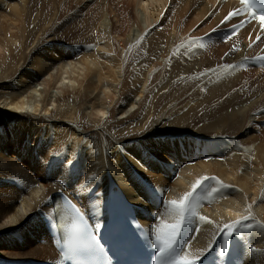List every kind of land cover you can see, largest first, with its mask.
I'll return each instance as SVG.
<instances>
[{"label": "bare ground", "instance_id": "bare-ground-1", "mask_svg": "<svg viewBox=\"0 0 264 264\" xmlns=\"http://www.w3.org/2000/svg\"><path fill=\"white\" fill-rule=\"evenodd\" d=\"M134 1L135 14L129 0H0V260L45 259L50 251L33 240L48 194L63 181L67 196L100 185L103 204L110 175L142 210L138 181L172 201L215 177L228 187L199 210L207 220L198 219L186 259L203 257L216 236L226 249L223 225L250 216L253 228L232 237L250 244L243 264H264V73L248 83L233 68L239 52L179 46L218 22L214 0ZM163 5L159 22L172 30L189 11V26H202L152 32ZM183 151L207 155L173 180L167 167ZM71 162L76 179L67 176ZM166 213L159 225L174 222Z\"/></svg>", "mask_w": 264, "mask_h": 264}, {"label": "snow or ice", "instance_id": "snow-or-ice-1", "mask_svg": "<svg viewBox=\"0 0 264 264\" xmlns=\"http://www.w3.org/2000/svg\"><path fill=\"white\" fill-rule=\"evenodd\" d=\"M240 14L238 10L235 13H230L228 18H231L232 15ZM261 25L264 27V20L261 21ZM230 38L231 36L224 39ZM201 39L210 40L212 37L209 34L208 37ZM261 59L264 60V58ZM210 181H215L216 186L211 187L209 190L208 182ZM226 187L228 186L217 181L215 177H201L195 181L191 190L186 192L179 200L167 201L165 203L166 214L174 222L154 226L155 239L152 246L157 249L154 256V264H193L192 261L186 259V256L189 254L184 252V248L189 242L190 233L195 231L192 225L194 218L197 217L198 205L205 196L212 197L213 193H219ZM68 208L73 214L72 225L69 229L70 242L76 245L82 240L94 241L95 237L89 231L85 212L71 201L68 202ZM198 219L199 221L207 220L203 215H200ZM250 219V216H245L242 221H237L233 224H224L221 229V234L224 237L225 244L228 238L232 237L235 232L241 229H252L253 224L250 222L246 223Z\"/></svg>", "mask_w": 264, "mask_h": 264}, {"label": "rangeland", "instance_id": "rangeland-1", "mask_svg": "<svg viewBox=\"0 0 264 264\" xmlns=\"http://www.w3.org/2000/svg\"><path fill=\"white\" fill-rule=\"evenodd\" d=\"M143 1V4H145V2H146V0H142ZM93 2V1H92ZM153 3L152 2H150L149 3V5H148V7H151V6H153L152 5ZM128 5H129V7H130V11L132 12V14H135L136 13V11H137V9L138 10H140L139 9V7L135 4V1L133 0H129V3H128ZM164 6V7H163ZM162 7H161V11L158 13V17H157V19L160 17L161 18V16H162V13L164 12V10H165V7H166V5H163ZM116 10V13H118V9H115ZM134 10V11H133ZM149 10V12H150V14H151V16L153 17V14L151 13V10L150 9H148ZM141 11V10H140ZM143 12V11H142ZM188 13V12H187ZM185 14V16H183V20H184V22H182V25L180 26V28L177 30V29H173L172 30V25H173V23L172 22H169V20L168 21H165V22H163V23H160L159 22V19H158V21H157V23H158V25L154 28V29H152V32L153 31H157V32H162V34L164 33V36H167L168 34H170V36H172L173 34H178L179 32H182V31H184L185 30V32L187 33V34H190V33H193L194 31H197L198 32V30H199V26H202V23H203V19H201V20H198L193 26H189V24L192 22V19H193V14L191 13V11H189V15L188 14ZM118 15H119V13H118ZM205 27H206V25H205ZM151 28H153V27H150L149 26V29H151ZM162 29V30H161ZM188 29V30H187ZM127 30H128V28H127ZM126 30V26L125 27H123V29L121 30L122 31V33L123 34H125V32L127 31ZM125 31V32H124ZM178 32V33H177ZM195 33V32H194ZM119 35H121V34H119ZM118 35V36H119ZM121 36H123V35H121ZM121 36H119V37H121ZM190 36H192V35H190ZM214 46H212V48H213ZM223 48L222 49H224V51L225 52H227L228 50H227V47H224V46H222ZM220 49V48H219ZM221 50V49H220ZM227 50V51H226ZM252 77L250 78L249 76H247V75H244V76H247V77H245V81L246 82H248V83H250V81L252 82L253 81V77H254V75L253 74H250ZM174 78H176V77H174ZM243 85V84H242Z\"/></svg>", "mask_w": 264, "mask_h": 264}]
</instances>
